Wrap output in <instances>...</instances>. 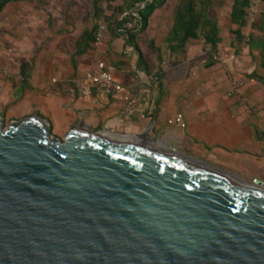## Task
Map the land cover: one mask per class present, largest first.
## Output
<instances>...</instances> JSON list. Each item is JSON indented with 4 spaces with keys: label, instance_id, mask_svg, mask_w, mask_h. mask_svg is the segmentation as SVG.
I'll return each mask as SVG.
<instances>
[{
    "label": "water",
    "instance_id": "obj_1",
    "mask_svg": "<svg viewBox=\"0 0 264 264\" xmlns=\"http://www.w3.org/2000/svg\"><path fill=\"white\" fill-rule=\"evenodd\" d=\"M0 264H264V181L148 127L0 114Z\"/></svg>",
    "mask_w": 264,
    "mask_h": 264
},
{
    "label": "crops",
    "instance_id": "obj_2",
    "mask_svg": "<svg viewBox=\"0 0 264 264\" xmlns=\"http://www.w3.org/2000/svg\"><path fill=\"white\" fill-rule=\"evenodd\" d=\"M83 22L77 7L52 0H10L3 6L0 114L4 125L33 112H47L64 135L82 121L139 133L148 127L160 141L264 181V85L249 77L258 68L249 47L240 51L244 42L238 51L232 37H222L214 49L202 40L201 44L190 40L183 52H171L165 39L158 43L152 30L146 40L137 36L136 49L106 29L99 44L92 42L78 54L77 41L93 25L92 19L91 26ZM147 45L153 54L146 53ZM140 54L143 67L138 66ZM99 60L112 67L116 80L132 95L139 94L133 108L128 109L127 100H114L104 91L78 95L72 80ZM183 67L195 74V85L187 76L168 79L170 71ZM152 75L157 79L147 82ZM196 88L217 91L221 101L191 102L186 92Z\"/></svg>",
    "mask_w": 264,
    "mask_h": 264
},
{
    "label": "trees",
    "instance_id": "obj_3",
    "mask_svg": "<svg viewBox=\"0 0 264 264\" xmlns=\"http://www.w3.org/2000/svg\"><path fill=\"white\" fill-rule=\"evenodd\" d=\"M10 0H0V11L3 6ZM18 1V0H16ZM118 0H92V20L93 25L81 35L76 43V53H81L94 42L96 30L99 23H104L106 29L115 36H122L126 45L133 46L137 49V36L142 33L148 24L151 13L160 7L165 0H121L120 4L114 5ZM145 1V6L138 9L140 19L132 28L127 27L128 23L136 20L137 16L131 12L137 8V5ZM177 6L173 13V21L169 29L165 43L171 52H183L186 44L190 40H202L212 49L222 41L221 27L217 17L213 15V9L216 0H177ZM260 12L259 21L251 24L261 33V38L255 41L254 35L249 34L245 39L243 28L247 25L248 9L251 0H233L229 12V21L234 28L230 29L232 38L238 43L237 49L241 43H245L250 50L257 47L259 53V67L264 70V0ZM106 3V6H103ZM127 14H124L126 13ZM237 51V50H236ZM208 53H210L208 51ZM214 61V57L210 55ZM138 66H145L142 55L138 57ZM158 78L160 77L157 72ZM250 78L260 81L264 85V76L253 71Z\"/></svg>",
    "mask_w": 264,
    "mask_h": 264
},
{
    "label": "rangeland",
    "instance_id": "obj_4",
    "mask_svg": "<svg viewBox=\"0 0 264 264\" xmlns=\"http://www.w3.org/2000/svg\"><path fill=\"white\" fill-rule=\"evenodd\" d=\"M92 0H52L53 4L56 5H69L78 8V15H81V19L84 20L83 25L91 26V15H92ZM233 0H216L213 15L217 17L219 25L221 27V36L224 39L233 37L230 29L234 28L233 25L230 24L229 21V12L231 8ZM177 0H165V2L160 6L158 9V13L154 16L149 17V26L146 28L142 33L139 34V40H146L148 37L151 36L152 30L155 31V38H157L158 43H160L161 39H165L169 29L171 28L172 21H173V13L177 6ZM49 3V2H47ZM121 0L116 1L113 3L114 5L120 4ZM103 6H106V3H103ZM262 10V2L261 0H251L250 7L248 9V16H247V25L243 28V32L245 34V39L248 38L249 34H253L255 41H258L261 38V33L258 29L253 28L251 24L256 23L259 21L260 12ZM85 15L89 16V18H84ZM83 17V18H82ZM165 42V40H164ZM196 44H201L202 41H193ZM165 46V43H164ZM248 46L246 44L243 45L241 48V52H247ZM146 53L153 54L154 50L151 46L147 45L145 48ZM254 54V62L256 68H258V73L264 75V70L257 67L259 62V53L257 47L252 49ZM188 55H184L183 59H187ZM195 74L192 73V70L188 69V67L179 68L177 70L170 71V75L168 77L169 80H173L178 76H187L190 78V84H194L193 79ZM186 96H188L191 102H197L198 100H205L206 102H219L221 99L219 98L217 91H212L211 93H207L203 89H189L186 92ZM7 124H5L6 126Z\"/></svg>",
    "mask_w": 264,
    "mask_h": 264
},
{
    "label": "built area",
    "instance_id": "obj_5",
    "mask_svg": "<svg viewBox=\"0 0 264 264\" xmlns=\"http://www.w3.org/2000/svg\"><path fill=\"white\" fill-rule=\"evenodd\" d=\"M144 6L145 1H141L137 8L131 11L137 18L134 22L128 23L127 27L132 28L136 25V22L140 19L138 9H142ZM124 14H127V12ZM105 31V24L99 23L95 34V44H99L102 41ZM156 79L157 76L152 75L148 76L146 81L151 82ZM72 82L80 97L104 91L114 100H127L128 109L133 108L139 100V94L132 95L126 86L116 80L112 67L102 60L97 61L93 68L85 71L82 75L75 77ZM180 118L181 116L179 115L177 120L179 121Z\"/></svg>",
    "mask_w": 264,
    "mask_h": 264
}]
</instances>
